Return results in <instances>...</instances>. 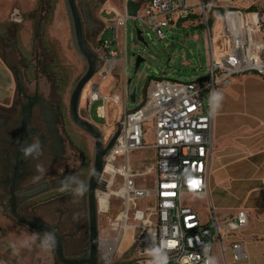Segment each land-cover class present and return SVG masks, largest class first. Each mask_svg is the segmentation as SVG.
Listing matches in <instances>:
<instances>
[{
	"label": "built area",
	"instance_id": "built-area-1",
	"mask_svg": "<svg viewBox=\"0 0 264 264\" xmlns=\"http://www.w3.org/2000/svg\"><path fill=\"white\" fill-rule=\"evenodd\" d=\"M215 1L226 8L215 16L214 23L212 20L220 29L218 36H212L216 28L208 23L204 6L199 7L209 35L207 73L193 81L151 78L142 103L130 111L123 109L118 119L120 133L104 156L105 184L104 190H97V201L100 195H105L107 207L99 211L107 214L111 197L121 202L119 213L109 220L107 227L113 233L110 239L113 243H119L129 231L141 230L135 264H152L150 246L160 250L162 264H209L216 243L235 235L247 224L245 209L221 219L209 202L213 146L210 93L226 86L234 75L254 72L264 76V13L246 10L247 0ZM105 12L115 14L111 7H106ZM143 13L163 39L165 28L187 19L195 10L187 0H148ZM115 15L113 40L101 38L98 45V64L102 62V66L97 65V73L103 79L112 72L116 52L111 45L117 38L116 28L124 26L128 17L125 12ZM122 90L125 102L129 90L125 84ZM107 99L121 102L116 93L110 97L95 94L89 100V103L102 100L103 104L96 108L100 118L105 117ZM149 121L152 141L146 143L144 135ZM146 149H152L153 162L138 171L132 163V154ZM105 173L108 178L103 177ZM147 174H153L152 184L139 185L136 178ZM206 195L209 209L202 220L191 200H203ZM144 200L152 206L138 207L137 203ZM152 214L154 221L150 219ZM230 246L234 261L247 259L239 242Z\"/></svg>",
	"mask_w": 264,
	"mask_h": 264
},
{
	"label": "rangeland",
	"instance_id": "rangeland-1",
	"mask_svg": "<svg viewBox=\"0 0 264 264\" xmlns=\"http://www.w3.org/2000/svg\"><path fill=\"white\" fill-rule=\"evenodd\" d=\"M81 13L86 9L87 17L92 24H96L98 28L91 29L89 24H85V36L90 47L99 53L98 45L101 38L113 40V28L105 27L103 30V19L111 15L105 12L106 7H112L115 12H125L124 0H76ZM190 5H194L195 13L180 22L175 21L164 29L165 37L160 39L144 18L143 6L138 11L137 17H127L125 25L118 27L116 35V45H112L111 49H117L114 59L112 72L103 79L99 73H96L91 80L84 86L80 97L79 114L97 126L102 134L104 141L108 140L115 129L123 109L126 111L133 110L139 106L148 90L149 80L155 78H169L178 81H193L204 76L208 71L209 62V35L206 33L203 18L200 14L201 3L206 11V18L209 22L212 18L213 23L215 16L218 15L217 7H223L215 0H187ZM120 5V8L118 7ZM221 5V6H220ZM117 9H115L114 7ZM254 6L257 11L264 12V0H247L244 7ZM18 19L16 24L14 21H4L0 23V30L10 27L7 31L9 41L14 42L15 51L11 52L7 48V61L9 64L17 62L18 65L31 63L40 53L38 50V42L43 43L47 47L45 56L41 57L39 62L52 74H58V77L64 76L65 84L59 98L64 102L67 111V100L69 92L77 78L85 70L86 64L81 56L77 53L70 32L69 20L65 8L64 0H0V19L12 17ZM55 25H54V23ZM215 26V32L212 36H218L221 33L218 25ZM54 25V26H53ZM210 25V28H212ZM16 27V35H13V28ZM57 30L54 35L49 34L52 28ZM19 30H22L26 36L25 45L19 39ZM102 30V32H101ZM39 32V38H35V32ZM137 31L140 32L139 39ZM57 34V35H56ZM64 34V35H63ZM101 34V35H100ZM101 36V37H100ZM59 37V39L57 38ZM114 42V41H113ZM8 46V45H7ZM19 55L21 57H19ZM136 56L144 59L134 73L133 64ZM54 58V61L51 59ZM40 63V65H41ZM102 66V62L98 67ZM21 70V68H19ZM32 67L25 73L29 81L33 80ZM125 80H123V79ZM129 80V93L134 91V102H130L129 98L124 102V92L122 87ZM40 90L47 92V83L39 80ZM23 81V84H26ZM30 90L33 85L29 82ZM61 83V88H62ZM117 94L121 102L112 100L105 101V117L100 118L96 114V108L103 104L102 100L89 103V100L95 94L110 97ZM67 129L69 137L76 144H83L88 151L89 166L92 163L93 143L89 135L80 128L75 126L66 114ZM146 133L144 139L146 143H151L152 132L151 122L146 123ZM154 153L152 149L135 151L132 154V163L138 171L149 166L153 162ZM70 159V158H69ZM215 171L211 162L209 172V196L212 202L213 210L216 213L228 214L231 210L230 205L224 200L217 197L215 185ZM104 178H108L105 173ZM153 174H147L136 178L139 185L150 186L153 180ZM30 182V181H29ZM25 183L24 185H26ZM4 187L0 188V263L1 264H21L18 261L10 260L4 253H8L15 260L20 258L24 261L27 258L24 251L30 252L31 262L34 264H59L53 254V249L45 250L41 247L42 232L30 229L18 222L9 215L7 210V196L2 195ZM101 196V195H100ZM99 196V197H100ZM208 195L203 200H191L192 204L199 210L202 220L206 218L208 206ZM221 202V204H219ZM206 203V204H205ZM207 205V206H205ZM221 205V206H220ZM137 206L144 208L152 206L146 200L137 203ZM121 209V202L116 197H111L108 212L104 214L99 211L98 230L101 240V264H109L111 262H122L123 264H135L139 256L140 243L138 237L140 229L135 232L129 231L126 237L121 239L119 243L115 242L110 245L111 249L105 242L111 239L113 233L109 230L108 222L114 219ZM152 221L155 215L150 216ZM53 224L54 222H50ZM17 248H20L17 249ZM23 248V249H22ZM215 248V247H214ZM4 252V253H2ZM216 250L212 253L213 264H221L218 259ZM28 261V260H27Z\"/></svg>",
	"mask_w": 264,
	"mask_h": 264
},
{
	"label": "flooded vegetation",
	"instance_id": "flooded-vegetation-1",
	"mask_svg": "<svg viewBox=\"0 0 264 264\" xmlns=\"http://www.w3.org/2000/svg\"><path fill=\"white\" fill-rule=\"evenodd\" d=\"M13 23L16 24V22ZM8 30H10L9 26L0 30V59L10 70L14 81L17 76L21 84L17 86L15 82L14 98L10 106L0 107V148L3 158L0 188L4 187L2 195L7 196V210L10 197L8 186L15 167L17 175L15 192L19 193L44 185L43 189L35 191L28 198H17L18 213L54 227L63 234V250L67 257H84L87 255L89 244L87 192L82 197H74L69 192L60 190L62 179L70 175H78L81 180L86 181L91 169L86 147L81 143L76 144L69 137L66 122L68 100L66 111L64 102L62 103L59 98L64 88L65 78L58 77L56 73L51 74L43 63L39 62L47 52V47L41 42L37 44L40 53L31 62L32 66L26 63L18 65L17 62L9 64L6 49L9 48L11 52H14L15 47L14 42L8 40ZM16 30L14 27V36L17 33ZM34 32L35 38H39V32ZM51 61H54V58ZM30 67L33 69L32 81H29L25 75ZM43 79L47 83L46 93L39 88L41 83L39 80ZM23 81L27 83L23 84ZM29 82L33 85L32 90H30ZM33 138L40 140L42 154L37 159L26 160L20 148L25 142L31 143ZM38 164L46 169L43 174L37 172ZM36 176L41 178L36 180L34 179ZM25 183L27 184L24 185ZM97 195L96 190L95 204L98 222ZM101 259L100 255V262Z\"/></svg>",
	"mask_w": 264,
	"mask_h": 264
},
{
	"label": "crops",
	"instance_id": "crops-1",
	"mask_svg": "<svg viewBox=\"0 0 264 264\" xmlns=\"http://www.w3.org/2000/svg\"><path fill=\"white\" fill-rule=\"evenodd\" d=\"M126 1L124 0V4ZM133 1L141 8L148 0ZM114 8H120V5ZM115 14H109L111 16L103 19L102 30L110 26L113 28ZM4 21L16 22L18 19L12 15L0 19V23ZM117 29L118 27L116 32ZM56 30L55 27L52 28L49 34L54 35ZM25 38L24 32L19 30V39L23 45ZM114 44L117 47L116 41L112 43ZM112 50L118 52L117 49ZM216 90L223 93L224 99L219 110L213 115L211 162L216 173L217 197L221 202L225 198L224 205L227 201L232 211L221 215L215 213L219 218L227 219L239 209L248 212L247 224L238 233L216 243L214 248L216 257L221 264H264V76L254 72L234 75L226 86ZM14 93V78L0 59V107L10 106ZM2 159L0 148V178L3 172ZM209 202L212 206L210 196ZM232 242H239L242 245L247 254L246 260H233L230 246ZM19 253L27 258H24V261L21 258L15 260L8 253L4 254L10 260L21 264H33L30 252Z\"/></svg>",
	"mask_w": 264,
	"mask_h": 264
},
{
	"label": "water",
	"instance_id": "water-1",
	"mask_svg": "<svg viewBox=\"0 0 264 264\" xmlns=\"http://www.w3.org/2000/svg\"><path fill=\"white\" fill-rule=\"evenodd\" d=\"M65 8L68 15L70 32L72 36L73 45L77 53L85 61L86 67L83 73L75 81L68 98V114L72 123L84 131L90 136L93 143V157L91 163L90 173L87 178L89 183V190L87 191V213H88V234L89 244L87 255L84 257H67L63 250V234H60L54 227H51L43 222H39L34 219L26 218L20 215L17 211V198H28L35 191H39L44 188V185H39L34 189H28L22 192H15V181L17 178L16 168L13 169V175L10 179L8 186V193L10 195L8 200V213L18 223L39 231L47 232L52 231L56 234L57 244L53 248V254L56 261L59 264H101L100 262V250L101 240L98 231L97 211L95 204V191L104 190L105 181L102 179V174L105 166L104 156L113 147L117 136L121 130V123L116 122L115 129L112 132L108 140L104 141L101 132L95 124L81 117L79 114V103L81 93L84 86L91 80V78L97 73V65L100 60L99 54L93 50L87 42L85 36V24H89L91 29L98 28L96 24H92L88 17L86 9L81 13L76 0H64ZM201 5H203L201 3ZM140 5L133 0H127L125 2V13L128 17H136ZM138 36L140 32L137 31ZM141 39V37H138ZM144 59L140 56H136L133 64L134 73L137 71L140 63ZM15 82L17 86L21 84L20 79L15 76ZM129 80L126 82L128 88ZM134 91L129 93L130 102H134ZM61 183V182H60ZM109 264H123L122 262H111Z\"/></svg>",
	"mask_w": 264,
	"mask_h": 264
},
{
	"label": "clouds",
	"instance_id": "clouds-1",
	"mask_svg": "<svg viewBox=\"0 0 264 264\" xmlns=\"http://www.w3.org/2000/svg\"><path fill=\"white\" fill-rule=\"evenodd\" d=\"M208 87V85H207ZM223 93L215 89L210 93V115H214L221 107ZM20 151L24 159H37L42 154L41 142L38 138H33L31 143L25 142L21 145ZM37 172L43 174L46 169L43 165L36 166ZM41 177L36 176L34 179L39 180ZM89 183L81 180L78 175H70L61 180V191L69 192L74 197H82L89 190ZM57 244L56 234L52 231L44 232L41 237V247L45 250L53 249ZM149 255L153 257L152 264H162L161 252L159 249L150 246ZM209 264H213L209 260Z\"/></svg>",
	"mask_w": 264,
	"mask_h": 264
},
{
	"label": "bare ground",
	"instance_id": "bare-ground-1",
	"mask_svg": "<svg viewBox=\"0 0 264 264\" xmlns=\"http://www.w3.org/2000/svg\"><path fill=\"white\" fill-rule=\"evenodd\" d=\"M98 205H99V209L101 211L106 209V207H107V198H106L105 195L99 197ZM125 237H126V233L122 236V239H124ZM112 242H113L112 240L106 241L105 242V247H106V245H108V247L111 249L110 245L112 244Z\"/></svg>",
	"mask_w": 264,
	"mask_h": 264
},
{
	"label": "trees",
	"instance_id": "trees-1",
	"mask_svg": "<svg viewBox=\"0 0 264 264\" xmlns=\"http://www.w3.org/2000/svg\"><path fill=\"white\" fill-rule=\"evenodd\" d=\"M225 10H226L225 7H217V11H218V13H223ZM246 10H250V11H251V10H256V9H255L254 6H249L248 8H246ZM263 13H264V12H263ZM208 23H209V24L212 23V18H210V20H209ZM198 79H200V77H199Z\"/></svg>",
	"mask_w": 264,
	"mask_h": 264
}]
</instances>
